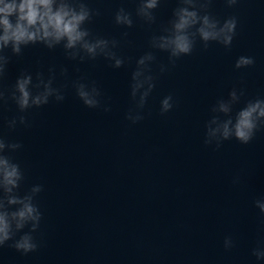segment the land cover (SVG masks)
<instances>
[{"label": "clouds", "instance_id": "1", "mask_svg": "<svg viewBox=\"0 0 264 264\" xmlns=\"http://www.w3.org/2000/svg\"><path fill=\"white\" fill-rule=\"evenodd\" d=\"M93 0H0V250L14 249L21 255L38 251L43 213L38 203L44 191L40 183L25 188L26 170L16 158L23 144L11 138L18 127L30 128L29 114L50 103H62L71 87L75 97L88 109L105 113L111 106L95 80L82 74L70 79L68 68L52 65L47 72L34 74L21 70L14 82L7 83L9 66L14 58H21L25 49L41 46L52 52L62 49L67 61L83 64L103 59L113 69L131 64L132 57L120 54L122 42L127 40V29L139 22L150 35L147 49L135 58L129 82L130 106L124 119L135 125L148 115L149 98L157 87L159 76L170 72L181 58L191 56L199 47L207 51L213 44L230 51L237 36L238 17L223 18L214 14V0H174L175 7L166 22L158 23L157 9L164 0H133L135 8L123 5L113 14V24L125 29L120 38L96 33L92 25L102 10L92 6ZM229 9L240 0H223ZM153 25H157L153 30ZM158 53L167 55V63L158 60ZM255 64V58L240 55L234 69H246ZM154 66L155 69L154 70ZM76 71L79 68L76 67ZM233 86L226 97H219L209 107V118L204 124L203 145L219 150L224 142L235 140L241 145L251 143L258 132L264 131V96L247 98L244 86ZM9 105L15 114L4 115ZM238 105H242L236 110ZM175 107L172 94L160 100L159 114L165 116ZM240 183L239 176L232 180ZM253 206L259 210L264 224V196L255 198ZM236 247L231 235L223 240L225 251ZM257 261H264V238L251 249Z\"/></svg>", "mask_w": 264, "mask_h": 264}]
</instances>
